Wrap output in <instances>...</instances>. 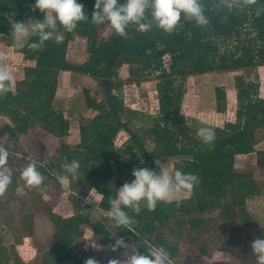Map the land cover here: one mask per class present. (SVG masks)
Masks as SVG:
<instances>
[{"label": "trees", "instance_id": "16d2710c", "mask_svg": "<svg viewBox=\"0 0 264 264\" xmlns=\"http://www.w3.org/2000/svg\"><path fill=\"white\" fill-rule=\"evenodd\" d=\"M79 2L90 19L95 0ZM33 3L34 0H0V39L15 46L23 59L35 63L34 67L23 69L24 88L16 84L14 91L0 95V115L10 121L0 129V138L7 134L5 147L34 125L57 139L68 135L70 121L64 117L63 110L54 106L59 71L87 75L105 88V103L91 98L87 89L82 91L85 107L95 114L90 118L80 117L79 143L69 146L61 142L54 159L36 164L44 177L43 185L46 178L57 181L60 175H69L62 165L76 159L80 167L75 180L69 175L71 194L86 195L93 189L101 196L97 217L92 215L93 207L86 208L73 195L72 216H50L55 232L45 264H84L89 257L98 259L95 251L76 253L73 250L74 240L82 237L80 225L84 224H89L94 239L109 250V245L114 243L113 236H117L145 255L147 249L163 246L170 259L177 256L178 247L165 237L166 228L168 235L175 237L185 225L190 229L198 228L201 216L216 209L232 213L237 210L243 222L250 224L246 200L257 194V185L251 173H235L232 161L235 156L254 153L256 167L264 172V149H255V132L264 129V99L258 94V80L235 77L236 119L211 127L215 130L211 147L196 135L198 128L186 123L181 104L188 76L264 66V0H201L209 23L198 26L182 15L171 33L155 25L140 32L130 25L125 36L113 31L108 38H100L99 25L82 20L71 32L58 27L57 32L63 34L59 42L54 34L41 48L32 49L27 45L19 48L6 16L14 20H27L30 16L42 18L39 10L33 9ZM77 37L85 41L87 59L81 64H70L66 58L67 48ZM166 56L167 67L164 65ZM122 65L138 67L130 71L131 80L135 82L156 74L158 114L129 109L111 93L120 86L115 80ZM259 72L264 92V68ZM214 91V109L223 113L225 90L216 87ZM120 131L127 133L128 138L116 148L113 140ZM157 160L172 163V170L179 168L182 172L196 174L199 183L187 198L158 201L155 208L142 206L139 213L126 209L133 217L132 222L115 226L106 215L109 199L115 198L123 179H133V168L159 171ZM257 235H264V229L258 230ZM244 251L251 252L250 247ZM7 262L0 241V264Z\"/></svg>", "mask_w": 264, "mask_h": 264}, {"label": "rangeland", "instance_id": "374dc122", "mask_svg": "<svg viewBox=\"0 0 264 264\" xmlns=\"http://www.w3.org/2000/svg\"><path fill=\"white\" fill-rule=\"evenodd\" d=\"M98 29L100 38H108L113 32L107 21L100 24ZM242 37H244L243 34ZM0 46L2 47L0 53L3 54L7 48L15 49V46H9L1 39ZM230 46L233 44L230 43ZM1 57L4 63L11 64L13 73L15 70H23L29 66L25 59L26 62L21 65L22 63H19L17 58L13 59L12 56L4 55ZM66 58L70 64H81L86 61L83 38L77 37L69 43ZM168 60L167 56L164 57L166 67ZM136 68L138 67L122 65L118 69V77L115 80L120 86L118 91L114 89L111 93L118 95L129 109L156 115L159 113L157 92L159 80L156 74L146 76L137 82L131 80L133 77L131 78L130 71ZM255 69L257 68L188 76L185 80V94L181 104V113L186 123L195 128L223 126L226 123L224 116L214 114L216 112L214 89L226 81L232 83L235 88V77L239 75L243 76L246 81L258 80ZM78 82L76 91L67 103L58 100L54 103L56 108L64 111V117L72 123L70 124L71 132L67 135L69 145L73 144L74 137L79 138L80 117L90 118L95 114L85 107L83 89L88 90L91 98L105 103V88L98 83L97 79L87 77ZM260 92H262L261 86ZM228 101L225 110L226 107L227 109L232 107L230 96ZM236 108L237 104L235 110ZM224 113L225 111L223 115ZM2 127L0 123V129ZM31 128L30 133L27 134V131L26 136L19 135L17 140H12V145L7 147L9 150L7 166L12 170V179L6 190L0 193V241L7 254V264L46 263V254L53 245L55 232L50 216L62 218L72 216L74 210L71 195L86 208L93 207L94 217L99 215L96 208L100 195L93 189L86 195L71 194L68 186L65 187L60 180L56 181L52 178H46L44 184L38 187H29L25 184L20 173L27 163L35 161L36 164H44L51 161L57 156L60 143L63 142L62 139L50 137L34 126ZM127 138V133L120 131L113 140L114 146L121 147ZM6 140L7 134H4L0 138V146L5 147ZM255 141V149L263 150L264 129L256 130ZM164 165L169 171L172 170V163L165 162ZM232 169L235 173H251L257 185V194L246 200V212L250 224L243 222L237 210L232 213L216 209L201 216L202 223L198 228L190 229L188 225H185L175 237H170L166 228L163 231L165 237L178 247V254L170 259V264H256L251 248L249 253L244 250L249 248L251 240L258 236L257 231L264 229V172L256 167L254 153L235 156ZM10 185L15 186L11 188ZM187 197L189 194L181 192L172 200ZM80 230L82 237L76 238L73 244V250L76 253L86 250L95 251L99 264H107V261L112 258H122L124 250L117 249L116 252H112L106 246L99 244L94 239L89 224L80 225Z\"/></svg>", "mask_w": 264, "mask_h": 264}, {"label": "clouds", "instance_id": "9594fccd", "mask_svg": "<svg viewBox=\"0 0 264 264\" xmlns=\"http://www.w3.org/2000/svg\"><path fill=\"white\" fill-rule=\"evenodd\" d=\"M33 9L39 10L42 18L30 16L27 20H14L6 16L10 24V32L17 47L25 45L32 49L41 48L45 41L55 34L57 42L63 39V34L57 32L58 27L71 32L82 20H90L93 24L107 23L120 36L126 35V29L134 25L136 30L145 32L153 25L171 33L176 28L183 15L185 20L194 21L198 26L209 23L201 0H95L91 18L85 13L84 5L79 0H34ZM32 37L37 39L32 40ZM13 71L9 64L0 63V95L14 91ZM196 135L202 143L212 146L215 130L211 127H200ZM9 150L0 146V193H3L12 179V170L7 166ZM159 171L148 167L133 168L130 181H125L116 189L115 198H110L106 211L111 222L119 227L129 225L133 217L126 209L135 213L141 207L155 208L158 201H171L179 193L190 194L194 185L199 183V177L191 172H182L179 168L169 171L160 161L155 162ZM73 180L78 176L79 161L71 160L62 165ZM25 184L38 187L44 179L35 161H29L20 173ZM69 175H60L58 179L67 187ZM114 243L109 245L112 252L123 249L122 258H112L107 264H170V255L163 246H153L147 249V255L137 252L133 244L123 237L113 236ZM99 247V246H97ZM250 248L255 256L256 264H264V235L251 240ZM130 250V251H129ZM84 264H99L89 257Z\"/></svg>", "mask_w": 264, "mask_h": 264}, {"label": "crops", "instance_id": "0c3cea01", "mask_svg": "<svg viewBox=\"0 0 264 264\" xmlns=\"http://www.w3.org/2000/svg\"><path fill=\"white\" fill-rule=\"evenodd\" d=\"M0 48H2V47L0 46ZM0 54L4 55V56H7V57L12 56L13 59L17 58L19 60V63L20 62L22 63L21 65H23L26 62L23 59L22 55L20 53H18L15 49H12V48L11 49L7 48L5 54H3V53H0ZM9 65H11V64H9ZM27 66L28 67H33L34 63L31 62V61H27ZM13 67H14V65H13ZM256 68L257 69H255V72L257 73L258 81H259V91H258L259 92V97L264 99V92H260L261 79H260V72H259L260 68H264V66H257ZM13 77H14V79H13V86L14 87L16 86V84H19L20 87H22V88L25 87L23 70H18V71L15 70V72L13 73ZM87 77L89 78V76H87V75H82V74L74 73V72H71V71H59L58 83H57V89H56V93H55L54 103L57 100L59 102H62V103H67L70 100V98L73 96L74 92L76 91L77 84L79 83L78 80H81L82 78H87ZM93 79H95V78H93ZM220 87H223L224 90H225V95H226V105L225 106L228 105V103H229L228 98L230 96L231 100H232V107L230 109H227V107H226L224 115H223V113H218V112H215L214 114H216V115L218 114V115L224 116V122H234V120H235V112H236L235 107H236V104H237V101H236V90H235L233 84L230 83L229 81H226L225 83H222L220 85ZM115 90L118 91V89H115ZM114 95H116V94H114ZM116 96L118 97V99H120L122 101V99L118 95H116ZM0 123H2V125L10 124V121L8 120V118L0 115ZM70 124H72V123H70ZM34 127H36L39 131L44 132L48 136L53 137L50 134H48L45 131H43L42 129H40L37 125H34ZM31 129L32 128H30L28 130L27 134L31 132ZM70 132L71 131H70V126H69V132L68 133H70ZM21 136H26V134H22ZM62 140H63V142L65 144L68 143L67 142V136H64L62 138ZM78 140H79L78 137H74L73 144H71V145L67 144V145L75 146V145L78 144ZM100 198H101V196H100Z\"/></svg>", "mask_w": 264, "mask_h": 264}, {"label": "built area", "instance_id": "2783aa9c", "mask_svg": "<svg viewBox=\"0 0 264 264\" xmlns=\"http://www.w3.org/2000/svg\"><path fill=\"white\" fill-rule=\"evenodd\" d=\"M22 55V54H21ZM23 57V56H22ZM4 63V61H3V59H2V57H1V54H0V63ZM14 69V68H13Z\"/></svg>", "mask_w": 264, "mask_h": 264}]
</instances>
